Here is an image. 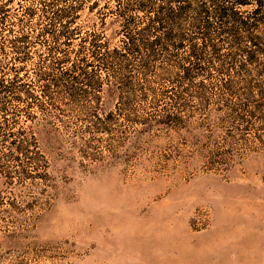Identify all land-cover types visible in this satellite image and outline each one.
Segmentation results:
<instances>
[{
  "label": "rangeland",
  "instance_id": "rangeland-1",
  "mask_svg": "<svg viewBox=\"0 0 264 264\" xmlns=\"http://www.w3.org/2000/svg\"><path fill=\"white\" fill-rule=\"evenodd\" d=\"M167 1L0 0V264H264V5Z\"/></svg>",
  "mask_w": 264,
  "mask_h": 264
},
{
  "label": "trees",
  "instance_id": "trees-1",
  "mask_svg": "<svg viewBox=\"0 0 264 264\" xmlns=\"http://www.w3.org/2000/svg\"><path fill=\"white\" fill-rule=\"evenodd\" d=\"M233 2L239 6L256 3L255 11L259 10L264 5V2L261 0H233ZM191 7V4H186V0H168L165 4L159 6V10L153 21H157L156 28L162 31L161 33L163 35L162 37H164L163 39H166L170 43V41H173L171 39L181 41L185 38V34L180 31H174L172 25L174 23L175 16H182L181 14L183 11L187 8L190 9ZM148 27L149 25H147L144 29H148Z\"/></svg>",
  "mask_w": 264,
  "mask_h": 264
}]
</instances>
